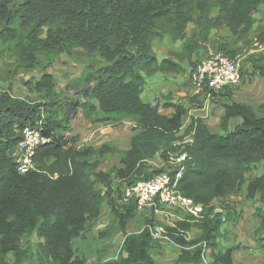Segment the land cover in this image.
I'll return each mask as SVG.
<instances>
[{
  "label": "trees",
  "instance_id": "obj_1",
  "mask_svg": "<svg viewBox=\"0 0 264 264\" xmlns=\"http://www.w3.org/2000/svg\"><path fill=\"white\" fill-rule=\"evenodd\" d=\"M262 4L264 0H0V55L12 53L21 71L43 69L56 56L72 55L76 49L87 57L100 58L103 65L87 69L70 86L87 93L86 101L70 103L72 111H79L85 119L100 115L96 121L109 125L126 120L135 123L126 152L107 145L99 150L91 146L74 149L66 147L57 133L68 130L63 123H68L69 116L57 117L49 74L25 83L30 91L51 97L48 109L0 94V264H24L30 256L22 242L33 235L42 241L37 253L40 264H87L85 257L76 254L74 243L100 217L114 180L129 187L162 171L148 173L147 161L159 155L166 163L177 152L187 154L178 190L204 206L206 214L198 222L188 219L177 222L176 228H166L171 241L183 247L176 264H234L235 248L221 247L220 239L222 225L232 221L236 212L227 202L218 208L213 202L243 190L246 199L259 203L254 217L264 233V104L256 114L234 102L230 90L224 88L217 95L229 103L220 121L223 133L216 134L199 118L184 122L187 110L181 104H167L173 113L166 116L157 105L143 102V75L181 70L170 60L158 62L152 54L151 43L159 31L174 42L182 41V50L190 59L199 40L205 41L212 28L224 25L243 38L255 24L253 14ZM212 9H217L215 18L210 17ZM189 23L196 29L186 39ZM219 51L235 56L223 47ZM254 71L264 78V64L255 65ZM237 118L240 122L228 130V122ZM39 122L51 142L36 151L35 170L19 174L11 155L22 130L35 128ZM109 152L119 154L120 167L95 173ZM258 168L260 174L253 175ZM98 183L107 188L104 196ZM110 200L124 238L119 258L102 264H154L150 254L153 226L127 233L135 202L116 210ZM192 228L199 236L191 243L183 235H174ZM9 253L13 262L8 261Z\"/></svg>",
  "mask_w": 264,
  "mask_h": 264
},
{
  "label": "rangeland",
  "instance_id": "obj_2",
  "mask_svg": "<svg viewBox=\"0 0 264 264\" xmlns=\"http://www.w3.org/2000/svg\"><path fill=\"white\" fill-rule=\"evenodd\" d=\"M210 17H217V9H212ZM253 18L255 19V24L243 38L230 33L229 29L224 25L210 29L206 35V40H199L198 49L195 53H192L190 59H188V53L182 50V41L174 42L169 35L159 31V36L153 38L151 43L152 54L158 62H161L163 58L168 59L178 64L181 70L178 73L158 71L151 75H143L145 80L142 91L144 99L146 100L148 97L151 100L149 104L160 107V113L164 115L169 114L168 108L165 107L167 104H181L187 110V114L185 115L186 121L184 122L188 123L191 117L198 118L194 116L195 113H193V110L196 108V110L201 109L208 98L206 99L204 96H195L193 94L190 84V74L207 54L219 51V48L223 47L227 51H233L235 53L234 57L237 58L239 65L240 82L228 88L231 92V99L236 103L250 107L258 114L259 107L264 104V78L255 73L254 66L264 64V4L258 7L257 11L253 14ZM195 29L191 23L186 26L184 32L186 39L192 36L193 30ZM103 64L104 62L100 58L93 59L87 57L82 51L76 49L72 55L60 54L56 56L43 69L21 71L17 67L15 56L12 53L4 52L3 55H0V94L7 93L13 98L35 102L36 104H44V107L48 109L46 104L52 102L50 100L51 97L45 96L44 93H39L38 91H30L25 83H34L43 74H49L52 77L53 92L58 103L57 117L58 119H63V114L65 113L69 116L68 123H63L69 130L63 131L62 129H58L57 133L63 136L64 141L67 143L66 147H73L76 144L80 145L79 148L92 146L91 144L80 143L81 138L79 135H73L75 129L74 127L71 128V122L76 124L75 128L81 129L80 132H82L85 123L81 121L85 118L79 111H72L70 103L74 101L82 103L86 100L82 93L84 89H78L77 92L80 93L76 95L70 86L75 80L82 77L87 69L97 68ZM226 101L227 99L221 95L209 98L207 102L209 106L207 113L210 114L212 110L217 117L223 109V103ZM41 115H43V111ZM78 117L79 120H77ZM99 117L101 116L95 115L91 117L94 125L102 124L101 127L103 128L116 126L96 121ZM129 124L131 128H134L133 123L129 122ZM235 124V121H229V129L232 130ZM91 128L92 126L89 129H84L90 131ZM210 131L216 134L217 132L223 133L221 127L220 129L218 127ZM107 138L111 139L110 137ZM102 140H104V137ZM114 147L119 151L123 149V146ZM107 159L101 161L100 164H103V166L99 165L95 173L99 169L102 171L104 166L110 164L106 161ZM114 159L113 157L111 162ZM112 168L110 167L109 170L111 171ZM258 174H260L259 168L253 171V175ZM113 185H115L113 194L116 198V202L113 201V203L116 210H121V204H123L121 194L124 186L119 182H113ZM97 188L101 192L105 189L101 183L97 184ZM226 200L233 211L236 212L235 214L237 216L235 217L237 221L233 227V233L229 236H225L224 233V238L220 239L221 247L235 248L233 254L234 264H264V233L258 230L259 224L254 217V209L259 207V203L246 199L243 190L229 195ZM220 202L221 200L216 201L214 207L218 208L221 204ZM110 203L111 200L108 198L102 207L99 220L92 225H87L88 230L85 232V235L74 243L77 255L84 256L85 254L87 257L92 256L94 258L91 262L89 261V264H100V262L102 264V262L117 260L119 258L124 235L119 229L117 218L111 212ZM147 220L152 224L146 222ZM183 220H188V218L179 211L165 210L164 215L158 218L147 207L141 212H135L134 217L127 223L126 231L127 233H138L145 226L149 225L161 229L163 231L162 234L155 237L151 234V257L154 259V264H176L183 247L171 241L167 235L166 228H176V223ZM153 227L150 228L151 232L153 231ZM174 235H183L187 242H192L197 240L199 231L196 228H192L187 232L178 230V233ZM163 236H166L167 240L163 239ZM22 244L23 249L25 248L30 256L24 264H40L37 258V253L40 250L37 238L31 236L22 242ZM192 248L194 247H187L186 249L190 250ZM204 260L206 263L211 262L208 256H205ZM8 261L13 262L12 253H9Z\"/></svg>",
  "mask_w": 264,
  "mask_h": 264
},
{
  "label": "built area",
  "instance_id": "obj_3",
  "mask_svg": "<svg viewBox=\"0 0 264 264\" xmlns=\"http://www.w3.org/2000/svg\"><path fill=\"white\" fill-rule=\"evenodd\" d=\"M240 82L239 65L236 57H229L222 51L210 52L201 63L191 72L190 84L195 96L213 98L224 88H230ZM208 100L204 103L208 105ZM41 122L35 128H24L21 140L16 144L11 155L16 170L25 174L35 170L34 157L41 146L51 142V138L43 134ZM185 140L184 143H187ZM187 154L177 152L169 156L163 163L162 171L150 177L140 179L135 184L122 191V201L125 204L135 202L137 212L149 208L156 215H164L167 211H179L193 222L203 219L205 207L196 204L191 198L184 196L178 190V181L185 170ZM119 181V180H118ZM120 183V181H119ZM101 192L105 195L107 188ZM218 210V209H216ZM181 220V219H180ZM162 230L153 227L151 234L155 237L162 234ZM163 239L167 240L166 236Z\"/></svg>",
  "mask_w": 264,
  "mask_h": 264
},
{
  "label": "crops",
  "instance_id": "obj_4",
  "mask_svg": "<svg viewBox=\"0 0 264 264\" xmlns=\"http://www.w3.org/2000/svg\"><path fill=\"white\" fill-rule=\"evenodd\" d=\"M162 60H168V59H164L163 58V59H161V61ZM141 100L143 102H145V103H148V104L151 101V100L148 99V97L145 100L143 94H141ZM228 102L229 101H226V102L223 103V109L217 115L218 118L215 116V112L212 111V110L210 111V114L207 113V110L209 109L208 105L207 106L203 105V107L201 109L196 110L197 109L196 108L195 110H193V113H195L194 116L200 118L201 121L208 127L209 130H214V128H218V127L220 129V121H221L222 116L224 115V105H226ZM93 105L96 106V107L98 106L97 102H95V101H93ZM159 109H160V107H159ZM167 110H168L169 114H167L166 116H171L172 113H173L172 112L173 110L171 108H168ZM213 113H214L215 117L213 116ZM77 120H79V117L77 118ZM230 121L231 122L235 121L236 124H238L240 122V120L238 118L237 119H231ZM81 122L85 123L84 124L85 125L84 128L89 129L91 126H92V128H91L90 131H87V130H85L83 128L82 132H80L81 129L75 128L76 124L71 122V124H70L71 128L74 127V129H75V132H73V135H75V136L79 135V137L81 138V140H80L81 142L79 141L80 143H87V145L91 144L92 145L91 147H93L94 150H99L103 145H107L110 148L116 149L117 151H119V150L117 148H115L114 146H123V149L121 151H119V152H126V151L129 150V148H130V139L135 134L134 131H133V128L130 127L129 122L133 123L134 126H135L134 121L126 120V121H124V122H122L120 124H117L114 127L111 126V128H109V127L103 128V127H101L102 124L101 125H96V124L94 125L92 123V121H91V118L84 119ZM78 123H80V122L78 121ZM228 124H229V122H228ZM68 130H69V128H68ZM228 130H230L229 127H228ZM217 134H222V133H218L217 132ZM103 137H104V140H102ZM107 137H110L111 139H108ZM79 147H80V145L76 144L72 148L78 149ZM113 157L115 159L113 160V162H111ZM106 158H108L106 161L109 162L110 164L104 166V169H102V171L99 169L98 172L101 171V172H104V173H109L110 172V170H109L110 167H113V168L114 167H116V168L120 167V158H119V154L118 153H116V152L106 153L101 160H105ZM100 166H103V164H100ZM147 167H148V173H151V172H153L154 170H157V169H162L163 168V161L160 159L159 155H156L154 158H152L149 161H147ZM114 182H119V181H118V179H115ZM114 186L115 185H112V189H111L112 191H111V197H110V199H113V201H115V199H116L114 197V194H113V191L115 190ZM227 197L226 198L217 199L216 201L221 200V202H220L221 203L220 206H221L224 202H227V200H226ZM216 201L213 202V206H214V203ZM121 205H124V203L121 204ZM157 216H158V218H160L162 215H157ZM98 220H99V218L96 221H98ZM96 221H94V222H96ZM236 221L237 220H236V217H235L232 221L225 222L222 225L221 234L223 233V235H222L221 239L224 238V233H225V236H229V235H231L233 233V227L236 224ZM94 222H92L89 225H92ZM87 230H88V228L86 227V230L82 233L80 238H82L85 235V232ZM41 243H42V241L38 240L39 246H40ZM78 256H80V255H78ZM85 256L86 255L84 254L83 257H85ZM85 258L87 259V261H86L87 264H89V261L91 262L94 259L92 256L91 257L90 256H88V257L86 256Z\"/></svg>",
  "mask_w": 264,
  "mask_h": 264
},
{
  "label": "water",
  "instance_id": "obj_5",
  "mask_svg": "<svg viewBox=\"0 0 264 264\" xmlns=\"http://www.w3.org/2000/svg\"><path fill=\"white\" fill-rule=\"evenodd\" d=\"M78 90H73V93H76ZM83 91H86V89H84ZM87 96V93H85L84 95H83V97L85 98Z\"/></svg>",
  "mask_w": 264,
  "mask_h": 264
},
{
  "label": "bare ground",
  "instance_id": "obj_6",
  "mask_svg": "<svg viewBox=\"0 0 264 264\" xmlns=\"http://www.w3.org/2000/svg\"><path fill=\"white\" fill-rule=\"evenodd\" d=\"M226 53V52H225ZM261 56V55H260ZM103 156V155H102ZM219 210V209H218ZM191 243V242H190Z\"/></svg>",
  "mask_w": 264,
  "mask_h": 264
}]
</instances>
